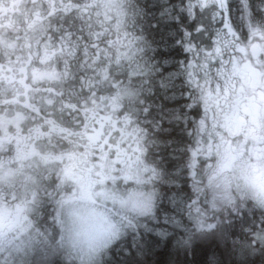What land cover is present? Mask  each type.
Masks as SVG:
<instances>
[{
    "label": "trees",
    "instance_id": "trees-1",
    "mask_svg": "<svg viewBox=\"0 0 264 264\" xmlns=\"http://www.w3.org/2000/svg\"><path fill=\"white\" fill-rule=\"evenodd\" d=\"M226 1L57 4L54 35L61 49L54 64L62 79L53 85L54 103L41 107V114L49 110L68 118L72 135L64 148L69 147L71 164L80 156L84 173L93 167L94 174L101 165L111 185L154 198L148 214H122L127 221L124 233L101 251L96 264H264L263 213L245 200L214 202L213 208L214 187L207 183L204 152L198 149L210 140L209 130L203 133L199 125L204 113L196 79H215L224 68L232 56V46L228 50L226 45L233 42L222 44L224 25L238 33L246 9L242 0ZM253 4L261 7L262 2ZM216 43L224 45L223 57L212 62L206 54L197 60L198 69L192 68L198 53L215 54ZM204 63L212 65L211 73ZM93 127L103 131L101 149L97 137L91 144L87 139ZM115 144L118 162L113 160ZM130 155L134 163L128 161ZM63 180L68 181L66 173L56 171L53 189ZM75 186L69 180L60 191L73 195ZM45 214L48 217L44 213L42 218ZM213 219L219 222L217 229H202ZM60 254L48 263L84 264L73 255L63 260Z\"/></svg>",
    "mask_w": 264,
    "mask_h": 264
},
{
    "label": "flooded vegetation",
    "instance_id": "flooded-vegetation-1",
    "mask_svg": "<svg viewBox=\"0 0 264 264\" xmlns=\"http://www.w3.org/2000/svg\"><path fill=\"white\" fill-rule=\"evenodd\" d=\"M242 1L246 9L241 29L232 39L237 50L231 48L232 56L225 63L227 77L223 83L208 85L224 87L225 93L220 95V102L216 101L220 117L208 129L210 142L201 150L205 154L207 183L216 190L231 187L233 203L245 200L260 210L263 217L259 222L264 226V3L259 7L253 4L255 0ZM61 2L0 0V112L9 113L0 117V177L7 170L13 173L0 179V247L12 246L15 238L36 223L37 204L53 199L50 181L56 171H74L75 179L89 180L90 189L102 182L100 165L95 174L91 169L84 173L86 167L80 156L72 164L66 158L70 152L64 146L70 144L72 135L68 118L55 116L49 110L50 114H41L40 86L27 82L30 69L52 65L60 50L54 19ZM69 6L68 3L66 9ZM44 87H50L48 92L54 86ZM213 95L218 97L219 93ZM102 136L103 131L93 127L87 139L91 144V138L97 137L95 143L101 149ZM113 150V160L118 162L117 144ZM60 154L63 163H59ZM228 154L230 161L224 159ZM55 156L57 161L46 163ZM129 160L134 163L135 157L130 155ZM195 167L197 171V160ZM243 211L247 213L246 206ZM218 225L214 219L208 220L203 229L210 232Z\"/></svg>",
    "mask_w": 264,
    "mask_h": 264
},
{
    "label": "rangeland",
    "instance_id": "rangeland-1",
    "mask_svg": "<svg viewBox=\"0 0 264 264\" xmlns=\"http://www.w3.org/2000/svg\"><path fill=\"white\" fill-rule=\"evenodd\" d=\"M204 1L207 3L208 0ZM262 3H264V0H262ZM224 29H226V32L222 34L221 38H224L222 44H224L225 38H227V44L229 40L232 41L236 33L232 28H228L227 24L224 25ZM29 36L34 37V34H29ZM216 44L217 51L215 54L213 55V50H206L202 54L198 53L196 59H192L190 62L192 68L193 66L197 67L195 69L197 70V60L203 58L206 54L208 55L207 59L212 62L216 61V57H223L221 51L224 50V45ZM228 47L229 45H226V49ZM204 65H207V71L211 73L212 65H208V63H204ZM222 71L218 70L217 74H214L215 79L213 77L212 79H196V87L200 92L198 93L201 96L204 113L203 119L199 122L203 133H205V130H211L217 123L218 117H220L216 110L218 104L216 101L220 102L219 97L225 93V88L209 87L208 85L214 84L213 80L225 79L226 76ZM192 72L194 73L193 69ZM61 79L62 76L57 72V66L52 64L48 67L43 66L40 69H30L27 82L33 86L38 84L47 85L51 82H60ZM45 88L40 87L41 92L38 96L42 108H48L54 102V97L51 94L53 91L49 89L46 92ZM214 93H219V96L214 97ZM125 94L129 97L132 96L131 91H127ZM8 114L2 111L0 117ZM198 149L201 150L202 147L199 145ZM58 157L60 158L59 163H63L64 160L61 156ZM58 157L55 156V160L53 159L51 162H45L51 164L57 161ZM11 170L3 172L0 179L13 176ZM66 177L69 178L70 173H67ZM53 179H55V174ZM68 180L75 182L73 177ZM50 183H53V180ZM58 183L66 186L62 181ZM51 187H54V185ZM225 188L217 187L218 190H216L214 187L213 208L215 206L214 202H223L225 205L233 203L235 195L232 188ZM62 189L55 190L54 198L50 201H40L37 204L38 210H34L37 215L36 223L33 226L30 225L22 236L15 238L11 244L12 246L8 248L0 247V264H49L47 260L54 258L59 253H61L60 257L63 260H68L70 255H73L82 260L84 264H96L101 251L124 233L127 221L122 214L129 217L132 215L143 216L151 211L154 204V198L149 194L135 189L119 188L104 182L91 189L86 186V190H91L92 195L97 198V202L95 199L92 200L93 202L85 200L89 198L85 197L87 191H83V194L69 195L61 192ZM75 190H81V188L75 186ZM44 213H47L48 217L45 214V218H42Z\"/></svg>",
    "mask_w": 264,
    "mask_h": 264
},
{
    "label": "snow or ice",
    "instance_id": "snow-or-ice-1",
    "mask_svg": "<svg viewBox=\"0 0 264 264\" xmlns=\"http://www.w3.org/2000/svg\"><path fill=\"white\" fill-rule=\"evenodd\" d=\"M223 7H227V5L225 4V5H223ZM226 161H230L231 159H232V157H231V155L230 154H228V155H226L225 156V158H224ZM189 167H192V165L190 164L189 165ZM203 222H201V224H202ZM209 227L211 228V227H213L212 225H209Z\"/></svg>",
    "mask_w": 264,
    "mask_h": 264
}]
</instances>
